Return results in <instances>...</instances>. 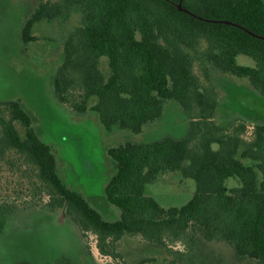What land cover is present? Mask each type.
<instances>
[{"label":"trees","instance_id":"1","mask_svg":"<svg viewBox=\"0 0 264 264\" xmlns=\"http://www.w3.org/2000/svg\"><path fill=\"white\" fill-rule=\"evenodd\" d=\"M73 15L79 22L54 77L57 99L97 112L108 132L137 134L175 99L190 118L189 131L109 147L116 172L106 194L121 209V218L109 220L63 180L57 152L22 102L0 100V184L1 163L14 165L12 155H19L48 204L64 208L83 232L96 235L102 254L117 260L126 234L163 245L195 243L201 235L264 264V123L248 138L245 123L221 125L211 74L214 64L247 78L264 97V0H39L25 21L24 43L38 40L34 28L43 20ZM242 54L255 63H240ZM175 170L193 178L196 191L181 206H165L147 185Z\"/></svg>","mask_w":264,"mask_h":264},{"label":"rangeland","instance_id":"2","mask_svg":"<svg viewBox=\"0 0 264 264\" xmlns=\"http://www.w3.org/2000/svg\"><path fill=\"white\" fill-rule=\"evenodd\" d=\"M38 4L39 0H0V100L21 101L33 116L34 128L57 152L63 180L85 194L106 219H119L121 209L106 194V184L116 172L109 147L167 135L183 138L190 118L177 100L170 99L162 117L143 132L120 128L108 132L97 112H79L60 102L54 77L65 59L66 38L79 19L74 15L45 19L34 28L38 40L26 44L23 27ZM239 62L255 63L243 54ZM103 67L106 69L105 60ZM211 74L219 91L217 121L223 126L245 123V137H251L254 126L264 123V97L247 78L225 73L214 64ZM12 156L14 165L1 163L0 264H262L255 258H239L224 240L201 235L195 243L190 239L163 245L142 235L126 234L118 243L121 258L106 256L98 248L96 235L83 232L64 208H52L49 196L40 193L25 174L21 157ZM196 187L193 178L175 170L149 183L147 193L165 206H181L192 198Z\"/></svg>","mask_w":264,"mask_h":264}]
</instances>
